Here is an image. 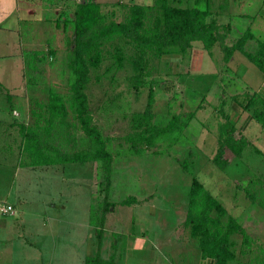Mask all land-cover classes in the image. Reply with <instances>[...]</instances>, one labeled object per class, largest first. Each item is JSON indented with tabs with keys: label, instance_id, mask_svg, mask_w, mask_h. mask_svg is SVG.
<instances>
[{
	"label": "rangeland",
	"instance_id": "obj_1",
	"mask_svg": "<svg viewBox=\"0 0 264 264\" xmlns=\"http://www.w3.org/2000/svg\"><path fill=\"white\" fill-rule=\"evenodd\" d=\"M61 1V11L55 13V18H59L57 25H47L45 33L26 46V90L21 106L9 110L13 120L5 142L0 140V203L6 200L15 203L13 207L16 213L8 218L11 221L19 218L17 226L24 234V240H33L32 233L35 231H49L50 234L49 228L54 227L55 222L58 239L61 240L68 238L82 225L88 226L91 241L89 251L80 250L88 246L73 245L77 251L60 256L54 264H84L87 255L89 259H94L100 252L96 253L95 242L100 248L104 244V262L113 264L115 260L109 251L110 244L125 243L128 237L125 229L139 228L143 218L137 214L139 207L133 204H141L145 200L153 202V206L159 209V213L152 215V218H156L152 221L154 225L160 227L164 224L161 215L166 212L168 223L179 225L183 220L187 221L191 232L196 228L199 236L195 240L200 243L203 238L201 224L194 226L198 223L189 221L192 215L190 193L196 177L203 181L224 207L221 210L215 206L211 211L212 217H219L224 224L231 221L232 225L237 224L242 229L230 236L229 251L232 250L238 257L230 263L261 264L264 234L260 231L257 217L261 216L258 197L262 193L257 192L256 198L247 193L250 182L259 187H249L252 191L262 189L264 192V155L248 148L243 158L233 159L229 152L228 158H232V161L225 170L218 168L213 161L226 121L225 106L222 104L225 90L229 92V82L233 78L243 87L244 84L250 85L249 78L244 76L247 69L245 62H241L238 70L229 69L219 42L209 52L202 41H195L182 54L180 62L178 60L177 64L182 66L180 72L179 66H173L172 59L149 52L146 55L148 65L140 74L135 64L137 49L132 40L117 34L99 37L94 41L101 60L91 68L90 79L84 89L88 110L85 111L74 94L75 73L70 65L74 57L77 14L82 4L95 2L100 6L94 26L97 29L114 21H126L130 16V7L135 4L154 7L155 11L156 0ZM57 2L55 0L59 7ZM172 2L177 6L210 9L207 21H216L220 25L228 19L224 14L225 7L229 12L238 14L240 11L237 0ZM41 18L42 15L38 16L39 20ZM221 31L225 32L223 28ZM233 36H228L231 42L236 41ZM259 45L260 42L256 40L253 43L249 40L247 48L256 51L254 49ZM249 63L260 73L256 66ZM255 91L242 93L240 101L249 100ZM53 94L60 96L65 107L63 115L56 119L51 118L47 110ZM226 112L230 123L235 124L228 106ZM89 114L92 130L100 137L97 143L103 144L112 154L111 172L106 169L107 159L66 164L32 163L30 154L24 149L27 129L37 127L47 142L65 152L89 150L95 144L82 126L85 116ZM143 121H148L142 126L143 129L149 126L160 129L171 121L175 122L176 128L159 134L152 143L142 144L137 150L129 137L137 130L133 126H140ZM250 165V172L244 170ZM148 203L146 211L140 210L148 212L147 206L152 205ZM260 203H264V199ZM1 213L0 218H5ZM149 213L153 214L151 211ZM129 216L139 217V220L130 224L126 221ZM115 227L123 228L124 236L117 237ZM101 229L102 235H99L98 230ZM118 254L116 252L115 256ZM52 256L51 251L49 254L41 252V257L25 250L14 254L15 260L25 261V264H49ZM129 256L132 258V254ZM138 256L139 253H136L135 259ZM126 259L123 256L122 261ZM9 261V264H16Z\"/></svg>",
	"mask_w": 264,
	"mask_h": 264
},
{
	"label": "trees",
	"instance_id": "obj_2",
	"mask_svg": "<svg viewBox=\"0 0 264 264\" xmlns=\"http://www.w3.org/2000/svg\"><path fill=\"white\" fill-rule=\"evenodd\" d=\"M99 7L95 2H87L82 4L80 11H78L73 45L74 57L70 63L75 73L74 94L81 109L83 108L85 111L88 110L86 106L87 96L84 89L89 82L91 68L96 67L101 60V54L96 50V41H94L99 37H109L117 34L125 39L132 40L137 49L135 64L140 69V74H143L148 65L149 61L146 59V55L149 52L161 57L166 56V59H172L174 61L173 66H179L180 72L182 68L180 64H177L178 60L180 62L182 54L195 41H202L205 49L209 52L219 42L224 49L226 62L230 60L236 50L243 51L264 72V43L257 52L247 51L245 49L246 43L253 38L252 33L247 29L232 45L226 44L231 29L226 24L220 25L216 21L208 22L207 17L211 13L210 9L202 10L197 6H177L173 4L172 0H156L155 11L154 7L135 4L130 7V16L126 21L122 23L114 21L109 25H101L94 29ZM222 28L225 32L221 31ZM175 48H178L176 49L178 51ZM239 97L238 95L231 98L243 104L244 111L246 110L252 114L264 126V100L252 95L249 100L245 99L241 102ZM222 104L225 106L226 114L225 130L223 129L221 132L219 147L213 161L218 168L225 170L232 161V158H228L229 152L234 156L233 159L241 158L244 150L251 145V142L242 133L236 136L238 133L237 127L235 124L230 123L226 112L227 99H223ZM47 110L51 113V118L56 119L59 115H63L65 107L58 94L52 95ZM84 119L82 126L95 144L91 149L84 151L65 152L47 142L37 127L27 129L24 133V149L30 154L32 163L35 165L66 164L71 162L84 163L89 159H107L106 169L111 172L112 154L104 148L103 144L97 143L100 137L92 130L90 114L85 116ZM142 123L140 126H133L137 130H134L129 137L137 150L140 149L142 144L152 143L153 139L159 134L173 131L176 128L174 121L160 129L155 126L154 128L149 126L143 129L142 126L148 121ZM248 194L252 198L257 196L256 191H252L249 187ZM190 197V212H192V215L189 221L198 223L194 226L201 224L200 232L203 238L199 244L205 253L217 258V264H227L228 260H234L236 254L232 250L229 251L228 243L230 236L242 229L237 224L232 225L231 221L224 224L219 217H212L211 211L215 206L221 208V210L224 207L220 204V200L210 193L203 181L196 177L193 179ZM98 233L102 235V229L98 230ZM191 234L193 237L199 236L196 228L192 229ZM245 238L247 239L248 236L246 235ZM104 261L99 252L94 259L92 257L91 259L88 258L85 264H106ZM261 261V264H264V257Z\"/></svg>",
	"mask_w": 264,
	"mask_h": 264
},
{
	"label": "crops",
	"instance_id": "obj_3",
	"mask_svg": "<svg viewBox=\"0 0 264 264\" xmlns=\"http://www.w3.org/2000/svg\"><path fill=\"white\" fill-rule=\"evenodd\" d=\"M56 1H59L57 2V4H60L59 7L56 5L55 0H0V140L3 142H5L8 127H10V123L13 120L9 110L11 108L17 109V107L21 106L22 96L26 90V46L34 43V38L37 36L44 34L47 25L50 27L54 26V24L57 25L59 18H55V13L61 11L60 9L63 6V2L61 0ZM237 2L240 7L238 14L234 11L229 12L226 7L224 9L225 17H228L224 24L229 25L231 29L229 35H234L233 37L237 40L238 37L244 34L248 29L253 36V38L250 39V43L256 40V42H260L258 46L260 48L264 43V0H237ZM40 15H42L43 18L39 20L38 16ZM242 25H245L244 28H242ZM53 35L55 34L53 33ZM227 39L226 44H233L232 42L234 41L231 42L230 39ZM247 44H249V41L246 43L245 49L251 51L247 48ZM258 47L254 49L256 51L251 52H257L259 50ZM247 60L256 66L260 73L253 69ZM241 62H245L246 64L247 69L244 76L247 79L249 78L248 81L250 85L244 84L245 87H243L242 84L235 83V79L233 78L229 82V92L225 90V99H227L228 104H226V107L228 106L229 113L232 114L233 121L236 127H238V134L242 133L251 142V145L246 149L252 148L258 154L262 153L264 155V126L260 121L255 119L252 114L246 110L244 111L243 104L231 98L238 95L240 96L246 91L256 90L255 92L264 100V72L240 50H236L226 64L229 69L238 70ZM180 67L182 68V66ZM245 113H247L246 118L243 119ZM4 147V150H6L7 145L5 144ZM245 150L243 156L245 155ZM243 156L241 158H243ZM239 159H237V161H239ZM243 162L247 165L245 160H243ZM244 170L250 172L251 165L246 166ZM259 184H261V182ZM248 185V187H258V185L253 182L248 183ZM239 187L241 186L239 185ZM244 189H247V187ZM257 192L262 193L259 194L260 197H258V203L260 205L258 211L261 213V216L257 217V219L259 220V228L263 235L264 203H260V201L264 199L262 196L264 192L262 189H257L256 193ZM16 201H18V199H16ZM5 203L13 205L14 202L6 200ZM147 203L148 202L144 200L141 204H133L139 207L137 214L139 217L143 218L139 228L135 229V227H132L131 229H125L127 230L126 234L128 236L125 243L118 242L116 244H110L111 247L109 251L113 254H111L112 259L115 260L113 264H217L218 259L205 253L199 242L192 236L190 229L187 227V221L182 220L179 225L168 223V214L162 212L161 217L164 220V224L157 227L152 223V221L156 219L152 218V215L159 213L158 207L153 206V202L148 203L152 205L147 206V211L149 209L153 214H148L149 211L145 213L140 210L142 208L146 211ZM15 213V208L14 212L9 215L1 213L5 218H0V264H9V260L16 264H25L24 260V262H22V260H15L14 258L16 252L23 250L37 253L39 257H41V252L49 254V251H51L53 252V256L49 264H54L55 261L59 260L60 256L76 250L73 248V245L88 246L87 249H80L85 252H88L90 249L89 244L91 241H89V227L84 225L75 232H72L68 238L61 240L58 239V232L55 229L56 222L54 227H52L49 222L48 225L51 226V228H49L51 230L50 234H48L49 231H35L32 233V235H34L33 240H24V234L18 230L19 227L17 226L19 218L16 217V221L13 220L14 222L8 218L14 216ZM45 216H43L44 220L46 219ZM139 217L137 218L135 216L134 218H130L129 216L125 218L126 221L131 224L137 222ZM53 220L56 221L55 217ZM115 228L117 230V237L124 236L123 228ZM97 243H94L96 247L94 244L92 246L95 247L96 253L100 251L102 258L105 259L102 253L104 244L103 247L100 248ZM107 246H109L108 243ZM18 248H21V250H18ZM262 250L264 249L262 248ZM116 252L119 253L117 256H115ZM136 253H139L138 259H135ZM130 254H132V258L129 256ZM123 256L128 260L122 261ZM17 257L19 258V255ZM88 258V255L84 258L85 263ZM236 259H238V257L234 260ZM230 262L231 261L228 260L227 264H231ZM260 263H262V261Z\"/></svg>",
	"mask_w": 264,
	"mask_h": 264
},
{
	"label": "built area",
	"instance_id": "obj_4",
	"mask_svg": "<svg viewBox=\"0 0 264 264\" xmlns=\"http://www.w3.org/2000/svg\"><path fill=\"white\" fill-rule=\"evenodd\" d=\"M0 210L3 214H11L14 212V207L12 204L1 203Z\"/></svg>",
	"mask_w": 264,
	"mask_h": 264
}]
</instances>
